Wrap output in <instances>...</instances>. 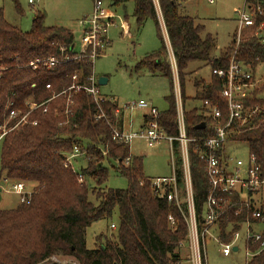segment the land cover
<instances>
[{
  "label": "trees",
  "instance_id": "obj_1",
  "mask_svg": "<svg viewBox=\"0 0 264 264\" xmlns=\"http://www.w3.org/2000/svg\"><path fill=\"white\" fill-rule=\"evenodd\" d=\"M11 1L17 10L16 0ZM185 1L158 0L175 61L181 103L183 107L187 100L217 105L225 122L223 81L213 71L227 70L233 54L237 63L251 70L264 65V37L260 34L264 27V0H245L254 24L239 33L236 31L218 58L211 57L214 37L205 34L204 27L193 18L181 13V3ZM109 2L111 6L132 2L131 16L138 30L147 21L154 23L161 48L146 55L136 69L144 68L152 75L165 77L173 90L166 45L152 0ZM73 45V32L46 26L42 14L35 16L30 30L24 32L10 25L0 8V134L2 128L6 130L0 140V177L13 183L33 184L28 204L19 201L14 209L0 210V264H41L53 258L72 259L78 264H180L185 257L178 244L186 238V224L173 202L154 194L151 179L143 174L142 158L132 156L128 145L111 140L109 126L104 120H95L97 108L86 93L71 92L68 105L67 94L57 96L73 84L74 75L84 83L91 74L88 59L83 56L79 61L59 63L50 71L42 66L35 70L30 67L35 60L52 57L60 61L65 56L73 57L76 54ZM195 62L209 67L211 76L208 81H194L195 96L187 99L184 86L191 74L189 65ZM46 85L50 88L46 89ZM166 99L168 108L159 112L157 122L166 136L175 138L178 131L174 95ZM28 101L42 104L29 115V121H36L37 125L12 129L15 122H8L9 111L17 109L26 113ZM245 105L251 110L257 108V112L243 126H234L236 134L230 137L229 143H244L264 173V82L250 93ZM101 108L107 119L114 122L116 105L104 98ZM201 124L204 127L198 128ZM212 124L202 106L184 108L185 135L191 140L188 157L194 209L199 224L209 184L204 163L196 151L202 140L214 136ZM173 144L176 151L178 144ZM73 147L78 148L79 157L85 162V167L76 172L65 166V155ZM218 157L229 156L219 154ZM77 158L73 159L75 165ZM125 159L129 160L128 166L123 164ZM111 162L115 163L118 175L126 180L125 190L103 187L108 180L107 165ZM78 175L84 181L79 182ZM177 181L181 188L179 160ZM226 197L230 201L220 211L216 227L217 237L223 244L230 243L233 233L241 231L246 221L257 223L252 218V199L245 206L239 205L241 197L237 192ZM260 208L264 211V205ZM115 211L118 224L113 238L99 234L93 248H87V229L98 221L110 220ZM168 217L174 220V226ZM262 241L264 221L261 241H244L245 250L252 254L245 264H264Z\"/></svg>",
  "mask_w": 264,
  "mask_h": 264
},
{
  "label": "built area",
  "instance_id": "obj_2",
  "mask_svg": "<svg viewBox=\"0 0 264 264\" xmlns=\"http://www.w3.org/2000/svg\"><path fill=\"white\" fill-rule=\"evenodd\" d=\"M109 1V0H108ZM31 1H29L30 3ZM155 7L158 21L161 19L158 0H152ZM112 4V3H111ZM108 4L104 5L103 0H93V7L90 15L79 21L81 27L80 46L73 57L65 56L60 61L49 57L45 60H35L30 64V67L35 70L42 66L45 70L50 71L59 63L68 61H79L83 56L92 64L100 55L104 47L108 45L106 33L108 28L114 26V14L110 11ZM238 21V33L247 27L254 24L252 15L250 14L246 5L243 10L236 11ZM162 22V19H161ZM160 25V23H159ZM124 30H127L125 25H122ZM161 28V26H160ZM162 35L165 39L168 61L172 73L173 95L175 101V114L177 124V137L166 136L158 125L157 119L159 112L149 103L139 100L138 102L127 103L119 108L116 106L113 117L114 122H111L105 116L101 108L104 98L100 96L98 90V83L91 68V74L88 75L84 83L78 81V76L72 77L73 84L67 89L63 90L59 95L67 94V105L70 103V94L79 92L86 93L97 108V115L95 120H104L110 128L111 140L124 145H130L134 140H142L148 147H154L161 140H165L169 144L170 153V167L172 174L167 178L151 180V186L154 194L167 202H173L178 209L184 223L187 227V235L184 241H181L178 246L183 251H186V256L180 264H206V241H213L220 247V254L223 257H229L235 242L240 238L242 232L244 241H251L253 243L261 241L262 223L264 221V211L260 206L264 205V173L260 165L257 163L255 157L248 154L246 163L240 160H232L226 152V145L229 143L231 136L236 134L234 126H243L245 121L257 112V108L249 109L245 105V101L249 98L250 93L261 83L264 82V72L258 76L255 70L237 63L234 60V54L230 57V62L227 70H217L213 73L223 81V88L221 97L226 102L227 118L222 121V113L217 105H211L208 102L201 104L203 112L211 117L214 129V136L201 141V145L196 151L199 160L204 163L205 173L208 178V192L204 206V215L201 223L197 221L194 209L193 190L190 176L188 146L191 142L185 135L184 126V107L180 99V91L176 73L175 61L169 47L166 33L164 31L162 22ZM164 31V32H163ZM63 52V50H61ZM46 89L50 86L46 85ZM56 96V97H57ZM55 97V96H54ZM52 97L51 99H53ZM50 99V100H51ZM12 106V103L9 104ZM28 111L22 113L17 109H12L8 114V122H15L12 129L31 125L36 126V121H29V115L42 106L34 102L28 101L26 104ZM136 112H142L146 115L143 117L142 125L134 128L133 117ZM68 110L64 111L67 115ZM128 114L129 124L125 126L124 116ZM11 129V130H12ZM6 134L5 128H2L0 140ZM174 142L178 144L175 151ZM231 143V142H230ZM227 155V159H221L218 155ZM81 156L77 147H73L70 154L65 155V166H69L73 172H76L72 161L76 157ZM180 163V170L182 172V187L179 188L177 181V163ZM123 164L129 165V160L125 159ZM79 182L84 181L81 175H78ZM8 181L4 179V183ZM12 190L20 196L21 203H27L30 200L32 190L25 193L23 183H14ZM237 192L241 200L239 205L248 206L249 198L252 199V218L257 223L246 221L242 225L239 232H234L230 243L223 244L217 237L216 227L220 211L229 203L226 195ZM246 194L245 198L242 197ZM171 226H174V220L168 217ZM259 226V228H255ZM264 248V241L261 242V249ZM236 249L235 252H237ZM234 252V251H233ZM250 258L251 253H248Z\"/></svg>",
  "mask_w": 264,
  "mask_h": 264
},
{
  "label": "rangeland",
  "instance_id": "obj_3",
  "mask_svg": "<svg viewBox=\"0 0 264 264\" xmlns=\"http://www.w3.org/2000/svg\"><path fill=\"white\" fill-rule=\"evenodd\" d=\"M29 1H31L29 3ZM16 10L11 0H0V8L3 9L5 20L12 26L27 32L30 30L33 18L39 14L44 16V24L48 27H62L73 32L75 51L80 46L81 27L80 20L90 15L93 0H16ZM108 5V0H103ZM245 0H186L181 3V13L193 18L196 24L204 27V33L210 34L215 39L212 58H218L220 53L229 45L232 35L238 31L236 11L243 10ZM114 14V26L108 28L106 38L108 45L103 48L100 55L92 64V71L96 82L100 78L106 79V84L99 86L100 96L110 99L117 107L143 100L154 107L158 112L167 110V99L173 95L168 80L165 77L152 75L142 68L137 70L138 63L146 56L156 53L161 48L156 26L152 21H147L138 30L132 18V2L109 6ZM127 25V30L122 25ZM162 28L161 19H159ZM125 25V26H126ZM164 32V31H163ZM264 37V27L261 31ZM164 37V36H163ZM163 40H165L163 38ZM166 42V41H164ZM166 45V44H165ZM167 53V49H166ZM168 56V55H167ZM191 72L186 78L184 86L187 99L195 96L194 81H208L211 72L204 63H191L188 68ZM264 72V65H259L255 74L260 76ZM201 107L200 101H185L184 108ZM137 114V115H136ZM133 119L134 128L140 119L141 112L135 113ZM134 115V116H135ZM125 126L129 124L128 114L124 116ZM1 147V143H0ZM130 154L142 158L143 174L151 180L167 178L171 176L169 144L165 140L159 141L154 147H148L142 140H134L129 145ZM226 152L232 160L247 162L248 150L244 143H228ZM78 159V160H77ZM76 159L77 164L72 163L75 169L85 167L81 157ZM115 163L107 165L108 180L103 186L105 189L125 190L127 182L115 171ZM77 171V170H76ZM14 183H4L0 177L1 201L0 210H10L17 207L20 196L12 190ZM25 193L33 189V184H24ZM246 194L242 197L245 198ZM118 213L115 211L108 221L101 220L94 223L86 231L87 248L92 249L94 239L99 234L107 238H113L114 230L118 224ZM259 228V226L255 227ZM111 236V237H110ZM237 252H231L229 257L220 254V247L213 241H206V264H245L250 256L244 248V238L241 232L240 238L234 243ZM184 257L186 251H183ZM46 264H78L72 259L53 258Z\"/></svg>",
  "mask_w": 264,
  "mask_h": 264
},
{
  "label": "water",
  "instance_id": "obj_4",
  "mask_svg": "<svg viewBox=\"0 0 264 264\" xmlns=\"http://www.w3.org/2000/svg\"><path fill=\"white\" fill-rule=\"evenodd\" d=\"M106 79H104V78H100L99 80H98V85L99 86H102V85H104V84H106ZM204 127V124H201L198 128H203ZM0 201H1V189H0ZM236 249L237 248H233V251L235 252L236 251ZM41 264H46V263H41Z\"/></svg>",
  "mask_w": 264,
  "mask_h": 264
},
{
  "label": "crops",
  "instance_id": "obj_5",
  "mask_svg": "<svg viewBox=\"0 0 264 264\" xmlns=\"http://www.w3.org/2000/svg\"><path fill=\"white\" fill-rule=\"evenodd\" d=\"M109 4H111V2H109ZM125 25H126V23H125ZM126 27H127V25H126ZM136 115H137V114H136ZM136 115H135L133 118H135ZM145 115H146L145 113H142V112H141V116H140V119H139V121H138V123H137V127H139V126L142 125L143 117H144ZM137 127H136V128H137Z\"/></svg>",
  "mask_w": 264,
  "mask_h": 264
}]
</instances>
